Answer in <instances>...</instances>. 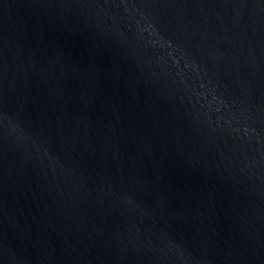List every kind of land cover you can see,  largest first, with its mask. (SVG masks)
Here are the masks:
<instances>
[{"label":"water","instance_id":"water-1","mask_svg":"<svg viewBox=\"0 0 264 264\" xmlns=\"http://www.w3.org/2000/svg\"><path fill=\"white\" fill-rule=\"evenodd\" d=\"M0 264H264V0H0Z\"/></svg>","mask_w":264,"mask_h":264}]
</instances>
